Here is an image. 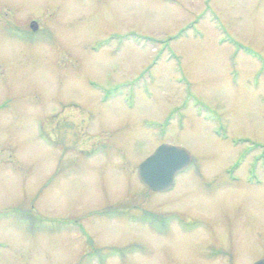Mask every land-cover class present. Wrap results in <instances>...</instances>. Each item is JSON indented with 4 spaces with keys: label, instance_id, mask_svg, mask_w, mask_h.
<instances>
[{
    "label": "rangeland",
    "instance_id": "374dc122",
    "mask_svg": "<svg viewBox=\"0 0 264 264\" xmlns=\"http://www.w3.org/2000/svg\"><path fill=\"white\" fill-rule=\"evenodd\" d=\"M261 144L264 0H0V264H253Z\"/></svg>",
    "mask_w": 264,
    "mask_h": 264
},
{
    "label": "water",
    "instance_id": "95a60500",
    "mask_svg": "<svg viewBox=\"0 0 264 264\" xmlns=\"http://www.w3.org/2000/svg\"><path fill=\"white\" fill-rule=\"evenodd\" d=\"M32 29L36 25L32 23ZM192 161L190 152L181 146L162 143L136 167V176L143 187L150 192L171 190L175 177ZM253 264H264V258Z\"/></svg>",
    "mask_w": 264,
    "mask_h": 264
}]
</instances>
